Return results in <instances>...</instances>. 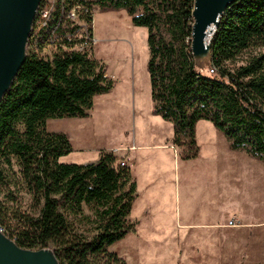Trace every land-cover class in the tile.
<instances>
[{"label":"trees","instance_id":"obj_1","mask_svg":"<svg viewBox=\"0 0 264 264\" xmlns=\"http://www.w3.org/2000/svg\"><path fill=\"white\" fill-rule=\"evenodd\" d=\"M193 2L65 0V10L74 9L84 26L70 19L58 25L51 60L26 52L0 101V194L13 201L12 188L25 190L36 213L8 212L0 202V230L19 247L51 248L59 264H126L108 248L137 224L129 222L137 197L131 167L103 151L88 164L63 163L72 151L69 139L46 128L50 119L87 118L93 98L115 86L91 53L92 7L124 10L133 26L147 30L151 115L173 125L170 142L180 160L199 158L195 129L208 121L231 151L264 164V0H238L229 7L203 69L190 52ZM255 49L260 50L232 66ZM83 207L91 213L86 232L68 220L83 216Z\"/></svg>","mask_w":264,"mask_h":264},{"label":"rangeland","instance_id":"obj_2","mask_svg":"<svg viewBox=\"0 0 264 264\" xmlns=\"http://www.w3.org/2000/svg\"><path fill=\"white\" fill-rule=\"evenodd\" d=\"M92 16V56L105 66L107 77L120 87L127 88V100L110 115L92 116L89 119H50L46 128L49 132L63 133L69 139L72 151L60 159L63 163L91 162L103 151L114 154L119 163L124 161L131 167L129 152L133 149L132 135L145 137L146 141L149 139L148 125H139V116L147 114L152 105L149 76L146 71L149 56L147 30L133 26L124 10L101 12L97 7H92ZM77 23L84 26L79 20ZM124 27L126 29H123ZM29 50L27 46L26 52ZM259 50L243 52L232 66L244 63L250 54L258 53ZM112 68L115 76L120 79L113 76ZM129 73L130 78L127 77ZM118 92L117 96H122L120 90L115 94ZM89 116L91 117L90 114ZM206 122L209 124L207 139L206 128L197 126L198 146L203 154L207 153V157L212 156L213 149L221 151V167H227L223 169L221 176V183L226 187L222 186L220 190L223 196H227V220L234 219L235 225H222L208 233L207 227L202 226L190 227L179 233L176 231L171 235L166 232L162 237L163 241L154 243L157 240V236L151 233L156 228L154 223H159L163 231L170 228L167 227L168 222L161 218L142 219L143 209L151 201L149 198L145 200L144 194L141 193L142 171L136 162L131 168L140 195L132 205L129 222H139L135 231L129 232L122 240L108 248L126 264H264V164L254 160L244 151H231L225 136L210 122ZM76 123L79 125L76 126ZM209 129L219 134L216 141L208 135ZM143 150L135 151L134 156L141 155ZM173 150L178 155L175 147ZM13 170L16 172L17 167L13 166ZM11 192L13 201L6 198L4 192L0 194V202L8 212L36 214L31 197L25 190L12 188ZM199 213L196 214L199 219L195 217L190 220L192 224H204L200 218L203 219L205 212ZM187 215L191 218L193 211ZM88 218H91V213L85 207L83 216H68V220L75 227L85 232L92 228Z\"/></svg>","mask_w":264,"mask_h":264},{"label":"crops","instance_id":"obj_3","mask_svg":"<svg viewBox=\"0 0 264 264\" xmlns=\"http://www.w3.org/2000/svg\"><path fill=\"white\" fill-rule=\"evenodd\" d=\"M111 71L115 78L120 79L113 73V68ZM130 73L127 76L129 78ZM105 76L107 77L106 74ZM113 90L106 95L95 96L93 98L92 112L89 113L91 117L83 119H89L92 116L104 117L110 115L115 108L123 105L127 100V88L124 86L120 87L115 83ZM117 90L122 91V96H117L119 92L115 94ZM151 109L152 105L150 110L147 111L149 115L143 113L139 116V125L144 127V123H146L149 127V139L146 141L145 137L132 135L131 144L133 145V149L129 152V159L132 168L136 165V162L140 166L142 171L140 178L142 180L141 193L144 194L145 200L149 198L151 201L143 209L142 219L154 220L161 218L168 222L167 227L170 228L167 231H163L159 223H154L156 228L151 232L157 236V240L154 243L163 241L162 237L166 232L171 235L174 232L176 233V231L179 233L188 230L190 227L202 226L207 227L208 233L222 225L227 227L228 222L232 219L227 220V196H223L220 190L222 186H225L221 183V176L224 172L223 169L227 167L226 165L221 167V151L213 149L212 156L207 157V153L203 154L198 146L199 158L191 161L180 160L170 143L174 132L173 125L169 122L166 123L158 116L151 115ZM75 125L77 126L79 123ZM198 125L206 128L207 139V127L209 124L207 125L206 121H199L197 123L195 129L197 145L199 144V134L197 135ZM208 135L211 136L213 141H216L217 136H219L218 133L210 131V129L208 130ZM139 149H144L143 153L135 157L134 152ZM91 162H84L83 164ZM136 192H138L137 183ZM139 195L140 192L137 193L135 200ZM198 210L200 212L203 211V213L205 212L202 217L203 219L200 218L204 223L201 225L192 224V221H190L194 220L195 217L199 219L198 215H196L197 212L199 213ZM190 211H193L191 218L187 215ZM138 222L136 220L134 223ZM160 227L162 230H160Z\"/></svg>","mask_w":264,"mask_h":264},{"label":"water","instance_id":"obj_4","mask_svg":"<svg viewBox=\"0 0 264 264\" xmlns=\"http://www.w3.org/2000/svg\"><path fill=\"white\" fill-rule=\"evenodd\" d=\"M42 0H0V101L14 83L25 57L31 27ZM238 0H194L190 52L203 69L212 59V41L222 18ZM0 264H59L51 248L19 247L0 230Z\"/></svg>","mask_w":264,"mask_h":264},{"label":"built area","instance_id":"obj_5","mask_svg":"<svg viewBox=\"0 0 264 264\" xmlns=\"http://www.w3.org/2000/svg\"><path fill=\"white\" fill-rule=\"evenodd\" d=\"M57 8L60 9L59 14L53 21V15ZM65 19H70L77 23L75 10H65V0H42L31 27V34L27 44L28 48L51 60L55 51L53 46L55 31ZM82 49L83 46L77 47L79 51ZM120 165L127 166L124 161H120ZM234 223L235 220L232 219L228 222V225L234 226Z\"/></svg>","mask_w":264,"mask_h":264},{"label":"bare ground","instance_id":"obj_6","mask_svg":"<svg viewBox=\"0 0 264 264\" xmlns=\"http://www.w3.org/2000/svg\"><path fill=\"white\" fill-rule=\"evenodd\" d=\"M113 21H114V20H113ZM115 23H116V21H115ZM115 23H114V24H115ZM117 26H118V25H117ZM112 27H113V26H112ZM123 29H126V28L124 27ZM121 30H122V29H121ZM133 46H134V45H133Z\"/></svg>","mask_w":264,"mask_h":264}]
</instances>
